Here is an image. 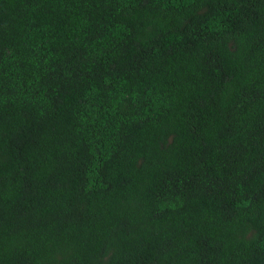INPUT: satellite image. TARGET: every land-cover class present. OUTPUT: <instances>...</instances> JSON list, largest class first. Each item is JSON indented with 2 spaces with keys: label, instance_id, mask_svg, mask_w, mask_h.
<instances>
[{
  "label": "trees",
  "instance_id": "trees-1",
  "mask_svg": "<svg viewBox=\"0 0 264 264\" xmlns=\"http://www.w3.org/2000/svg\"><path fill=\"white\" fill-rule=\"evenodd\" d=\"M0 264H264V0H0Z\"/></svg>",
  "mask_w": 264,
  "mask_h": 264
}]
</instances>
